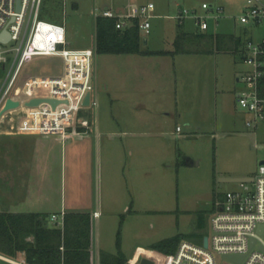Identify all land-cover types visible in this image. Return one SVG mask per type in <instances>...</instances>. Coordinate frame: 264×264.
Here are the masks:
<instances>
[{"label": "rangeland", "instance_id": "374dc122", "mask_svg": "<svg viewBox=\"0 0 264 264\" xmlns=\"http://www.w3.org/2000/svg\"><path fill=\"white\" fill-rule=\"evenodd\" d=\"M111 1L112 6L154 2L153 13L162 16L150 20L149 33L141 32L142 38L148 39L142 44L145 49L174 51L177 34L197 27L190 16L184 25L173 16L182 9L204 13L203 2L224 9L218 22L210 20L211 29L229 30L254 42L264 38V22H240L247 0ZM100 7L99 0H42L40 17L65 27L68 48L94 50L91 94L98 105L89 111V120L96 117L99 131L105 134L113 127L114 131L134 130L136 136H116L110 141L115 145L112 150L105 147L107 138L103 136L98 149L92 124L86 130L92 134L91 139H66L63 162L59 143L53 145L36 137L14 138L13 142L26 148L32 143L38 149L50 146L49 191L58 202L75 199L82 208L93 203L100 210L101 217L92 225L101 246L115 252L119 233L129 261L142 253L154 264H168L163 260L171 253L151 251L152 244L179 234L208 233L214 201H223L227 191L241 190L240 182L220 178L228 174L255 177L258 173L264 160V118L255 127L247 126L245 114L251 115L237 100L234 103L220 92L237 84L235 77L247 70L242 52L166 57L100 54L95 48V19L101 13ZM17 45L15 41L1 44L8 58L5 64L0 63L1 86ZM193 46L183 40V47ZM62 67L59 58L31 57L22 67L15 88L23 96L31 79L59 74ZM242 87L245 84L240 82ZM23 113L8 112L14 114L16 125L25 116ZM108 123L110 128L106 127ZM177 126L181 132H176ZM71 145L74 149L69 150ZM191 241L199 243L195 238ZM217 264L236 263L218 257Z\"/></svg>", "mask_w": 264, "mask_h": 264}, {"label": "built area", "instance_id": "2783aa9c", "mask_svg": "<svg viewBox=\"0 0 264 264\" xmlns=\"http://www.w3.org/2000/svg\"><path fill=\"white\" fill-rule=\"evenodd\" d=\"M0 0V34H9L7 42L0 41V63L8 61L1 51V44L17 42L15 57L0 89V108L7 98L19 100L24 117L15 127L16 133L30 135H56L62 138L80 133V128H88V113L98 105L92 98L93 56L92 48H68L66 29L63 25L40 17L42 0ZM152 2L132 5L127 12L103 8L99 15L115 17L116 28H123L133 18L139 19V28L146 34L155 16ZM204 13L197 9H182L174 16L179 22L187 17L194 20L201 31L210 27V20L218 22L224 9L214 8L203 2ZM241 23L264 22V0H247ZM31 57H54L63 62L62 71L55 75H43L31 79L20 95L15 88L17 77L25 62ZM243 62L247 65L238 80L245 84L237 93L238 104L250 115L246 121L255 127L264 118V98L259 95V81L264 75V39L254 42L247 39L242 49ZM90 93V102L83 101ZM35 97L60 100L53 108L48 102L38 106H25V101ZM177 132L181 130L176 127ZM241 190L227 191L223 201L217 202V209L210 216L208 246L182 239L174 253L168 254L163 263L168 264H217L218 257L225 255L243 256L240 264H264V164L259 165L258 173L251 182H240ZM94 217L99 212L93 213ZM57 215H53L56 219ZM63 224V215L61 217ZM254 243L251 244V240ZM11 264H27L24 260L3 258Z\"/></svg>", "mask_w": 264, "mask_h": 264}, {"label": "trees", "instance_id": "16d2710c", "mask_svg": "<svg viewBox=\"0 0 264 264\" xmlns=\"http://www.w3.org/2000/svg\"><path fill=\"white\" fill-rule=\"evenodd\" d=\"M117 18L97 16L95 19L96 52L100 54H140L165 55L177 53H206L208 51H228L241 44V39H234L228 34H196L197 47H183V40L191 43L186 33H180L175 39V50L144 49V39L139 28V19L133 18L123 28H116ZM230 38L234 47L227 45ZM203 43L204 46H203ZM245 43V42H244ZM243 43V45H244ZM211 44H214L212 46ZM200 45V46H199ZM243 45L242 48L243 49ZM242 52V51H241ZM1 76V65H0ZM0 83V89H1ZM259 95L264 98V75L259 81ZM214 201L212 213L217 209ZM206 232L179 234L152 244L153 250L161 253H174L182 239L195 238L202 243ZM32 237L28 240V237ZM91 242L90 212H66L64 226L50 224L47 215L42 213H0V253L17 256L23 252L28 264H89ZM62 247V248H61ZM117 253L100 252V264H126L127 258L121 250V239H116Z\"/></svg>", "mask_w": 264, "mask_h": 264}, {"label": "crops", "instance_id": "0c3cea01", "mask_svg": "<svg viewBox=\"0 0 264 264\" xmlns=\"http://www.w3.org/2000/svg\"><path fill=\"white\" fill-rule=\"evenodd\" d=\"M149 2L154 3L153 1H149ZM99 3H101V7H100L101 10L109 6L110 9H113L117 12L120 11L122 13L124 11L125 12L129 11L132 5H138V3H136L135 1L133 3H130L129 6H126L121 3H115L114 6H112L113 3L111 0H99ZM143 4H146V3H143ZM76 5H78V2H76ZM153 14L155 15L154 17L162 16L160 13H153ZM178 23L180 25H184L185 20L183 22H178ZM205 32H210L211 34L212 33L213 34H218V33L228 34V35H231L234 39L240 38L241 44L240 46H238L239 49L237 50L235 48L234 51L232 50H228V51L212 50L211 52L210 51L206 53L197 52L193 54H208L211 56H218L222 52L223 53L236 52V51L241 52L242 45L245 42V40H247V39L244 40L240 35H237L232 31H229V30L217 31V30L211 29V27H209V29L206 31H201L197 27L194 30L184 32V33H186L188 37H190L192 44L194 43L196 44V42H198L197 44H199V39H197L195 35L199 33H205ZM144 43L145 44L148 43L147 38H146V41H144ZM226 43L227 45H231L233 47L235 45L234 42L232 43L230 38H227ZM211 45L214 46V44H211ZM149 50H159V49H149ZM177 54H181V53H177ZM167 55L169 54L157 55V56L166 57ZM141 56L153 57L155 55H141ZM238 78L239 76L235 77V81L237 82V84L233 83L220 90V92L223 95H228L229 98L233 100L234 103H235V100H237V93L243 88V87L239 88L240 81L238 80ZM231 110L237 116L236 110L233 108ZM12 115L7 113L0 120V213H42V214L47 215L50 224L52 225L54 224V225H57L58 227L60 226L61 228H63L64 215L66 212H90L91 214V242H90L89 264H100V252L116 254L117 247H116V251L114 252L113 250H108L107 248L105 249V247L101 246L98 242L97 234L93 230L92 223L94 219H98L101 217V213L97 207L96 208L94 207L93 203L85 208H82L78 205V201L75 199L71 201H67L65 198L64 201L63 199H60L58 202V200H55V198H53L51 192L49 191L51 167H52L50 146L45 145L42 148L38 149L35 146V144L32 143V147L26 148L21 143L16 145V142H13L14 141L13 139L14 138L24 139L25 137L26 140H29V138L36 137L39 141L41 139L44 141H51L52 142L51 144L53 145L54 143L55 144L59 143L61 145V149H60L61 162H63V161H66V151L67 150H66L65 143H64L66 142V139L74 138L75 141H79V140L82 141L86 137L91 139L92 134H90L86 130L88 129L90 130L92 124H94L92 129L94 130L95 128V137H96L98 149H100L101 147L100 143H101V138L103 136H106L107 138V141L104 142L105 147L107 149L111 148L112 150L115 145L112 144L110 141H112L116 136H118L119 138H122L123 136H126V135L136 136L137 133L134 130L131 132L123 131V130L114 131V130H111L113 129V127L110 126L111 129H108L110 131H108V133L105 134L103 131L102 132L99 131V128H100L99 121L95 117L93 121H90V126L88 128H85V127L80 128L81 130L80 133L73 134L66 138H62L56 135L19 134V133H16L15 131V127L17 125L16 123H14ZM245 116H246V121L250 119V116H247V114H245ZM115 120L118 121L121 119L115 118ZM106 127L110 128L109 123L107 124ZM181 131L182 129L179 132ZM123 145H125V143H123ZM69 147H70L69 150H72V148L74 149V145H71ZM64 148H65V152H64ZM8 152H10V156L7 155ZM130 153L132 154L131 150H130ZM4 156L8 157V160H5ZM225 176L249 177V175L247 174H239V175L228 174ZM95 211L99 212L98 217H94L93 213ZM53 215H57V218L53 219ZM62 215H63V224L61 223ZM31 239H32L31 236L28 237V240H31ZM121 250L127 258L126 264H130V262L133 264H137V262H139L143 257H146V255L140 253V254H136L135 258L129 261L130 257L124 252L122 248V243H121ZM151 251H155V250L152 249ZM4 256L25 261L23 252L18 253L17 256H14V257L8 256L4 253H0V261H2L3 264H11L3 259Z\"/></svg>", "mask_w": 264, "mask_h": 264}, {"label": "water", "instance_id": "95a60500", "mask_svg": "<svg viewBox=\"0 0 264 264\" xmlns=\"http://www.w3.org/2000/svg\"><path fill=\"white\" fill-rule=\"evenodd\" d=\"M20 6L19 0H18V7ZM107 8H109V6H107ZM9 40V34L6 32H3L2 34H0V41L1 42H7ZM146 41V39L144 40ZM42 102H48L52 105V107L54 108L59 102L60 100L58 99H54V98H47V97H35V98H31L27 101H25V106L28 107H35L38 106L40 103ZM90 102V93H87L85 98H84V105H88ZM21 106V103L19 100H15L11 97L7 98L4 105L0 108V120L1 118L8 113L9 111L18 109ZM260 164H264V160H262L260 162ZM253 179V177H243V176H233V177H221L220 180L221 181H230V182H251ZM264 229V225L259 227V232L261 233ZM254 239L251 240V244L254 243ZM203 246L207 247L208 246V236L205 235L203 237ZM224 259L234 262L236 264H240L242 261L243 256H237V255H225L223 256ZM137 264H154V261L150 258L147 257H143L139 262H137Z\"/></svg>", "mask_w": 264, "mask_h": 264}]
</instances>
